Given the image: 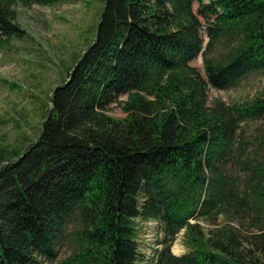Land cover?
Returning a JSON list of instances; mask_svg holds the SVG:
<instances>
[{
  "label": "trees",
  "instance_id": "16d2710c",
  "mask_svg": "<svg viewBox=\"0 0 264 264\" xmlns=\"http://www.w3.org/2000/svg\"><path fill=\"white\" fill-rule=\"evenodd\" d=\"M59 1L0 0V49L24 35L15 4ZM102 3L36 139L0 153V264H264V83L208 97L264 78V0ZM147 221L160 235L145 257Z\"/></svg>",
  "mask_w": 264,
  "mask_h": 264
},
{
  "label": "rangeland",
  "instance_id": "374dc122",
  "mask_svg": "<svg viewBox=\"0 0 264 264\" xmlns=\"http://www.w3.org/2000/svg\"><path fill=\"white\" fill-rule=\"evenodd\" d=\"M102 0H61L52 5L15 4V21L24 30L19 38L12 37L0 49V153L7 160L22 153L39 134L41 121L49 108V91L59 84L69 68L91 43L99 19ZM191 65L201 70L197 55ZM264 83L263 77L248 76L239 86L229 90L208 89V97H220L226 103L250 96ZM255 92V93H256ZM121 98V97H120ZM123 98V96H122ZM48 107V108H47ZM118 104L110 106L112 115H120ZM143 224L137 232L138 248L151 256L158 248L155 225ZM246 251L252 244L246 223L232 222ZM233 227V228H234ZM179 255L185 248L181 232L170 246ZM264 259V256L262 257Z\"/></svg>",
  "mask_w": 264,
  "mask_h": 264
}]
</instances>
